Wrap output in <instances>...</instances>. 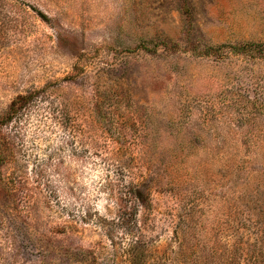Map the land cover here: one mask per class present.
<instances>
[{
    "label": "rangeland",
    "instance_id": "obj_1",
    "mask_svg": "<svg viewBox=\"0 0 264 264\" xmlns=\"http://www.w3.org/2000/svg\"><path fill=\"white\" fill-rule=\"evenodd\" d=\"M0 264H264V0H0Z\"/></svg>",
    "mask_w": 264,
    "mask_h": 264
},
{
    "label": "trees",
    "instance_id": "obj_2",
    "mask_svg": "<svg viewBox=\"0 0 264 264\" xmlns=\"http://www.w3.org/2000/svg\"><path fill=\"white\" fill-rule=\"evenodd\" d=\"M243 48H244V49L248 48V50H250V49H252L253 47H252V45H247V46L245 45ZM216 50H218V49H216ZM137 249H138V247L135 248L137 254H136L134 257L137 258V259L135 260V262L139 263L141 257H140V255L138 254ZM138 256H139V257H138Z\"/></svg>",
    "mask_w": 264,
    "mask_h": 264
}]
</instances>
